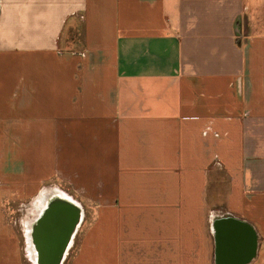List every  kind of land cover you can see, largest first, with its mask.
I'll list each match as a JSON object with an SVG mask.
<instances>
[{
  "label": "crops",
  "instance_id": "obj_1",
  "mask_svg": "<svg viewBox=\"0 0 264 264\" xmlns=\"http://www.w3.org/2000/svg\"><path fill=\"white\" fill-rule=\"evenodd\" d=\"M56 200L62 264H264V0H0V264Z\"/></svg>",
  "mask_w": 264,
  "mask_h": 264
},
{
  "label": "water",
  "instance_id": "obj_2",
  "mask_svg": "<svg viewBox=\"0 0 264 264\" xmlns=\"http://www.w3.org/2000/svg\"><path fill=\"white\" fill-rule=\"evenodd\" d=\"M62 207L67 213L62 211ZM80 221L81 209L71 201L56 200L46 210L38 221L40 231L35 239L39 252L38 264H62L64 253ZM48 224L52 225V229H47Z\"/></svg>",
  "mask_w": 264,
  "mask_h": 264
},
{
  "label": "rangeland",
  "instance_id": "obj_3",
  "mask_svg": "<svg viewBox=\"0 0 264 264\" xmlns=\"http://www.w3.org/2000/svg\"><path fill=\"white\" fill-rule=\"evenodd\" d=\"M9 215L14 219L15 218V216H16V211H15V208L13 207V208H11V210L9 211Z\"/></svg>",
  "mask_w": 264,
  "mask_h": 264
}]
</instances>
